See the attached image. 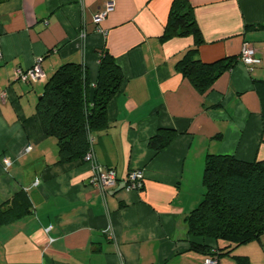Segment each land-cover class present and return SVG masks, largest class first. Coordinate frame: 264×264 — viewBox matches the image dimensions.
Listing matches in <instances>:
<instances>
[{"label": "crops", "instance_id": "crops-1", "mask_svg": "<svg viewBox=\"0 0 264 264\" xmlns=\"http://www.w3.org/2000/svg\"><path fill=\"white\" fill-rule=\"evenodd\" d=\"M172 2L0 0V264H202L185 218L202 199L206 156L264 160V0H179L202 38L196 57L235 59L204 93L176 68L195 37L163 36ZM108 3L113 9L96 24ZM243 45L261 59L252 71L239 60ZM103 50L124 79L107 104L106 127L91 133L95 160L117 175L104 193L89 182L88 162L59 161L57 140L36 115L45 81L64 63L86 69L91 95ZM39 56L44 80L14 78ZM167 129L170 142L150 148ZM134 169L144 174L139 190L124 188ZM219 264H264V234Z\"/></svg>", "mask_w": 264, "mask_h": 264}, {"label": "trees", "instance_id": "trees-1", "mask_svg": "<svg viewBox=\"0 0 264 264\" xmlns=\"http://www.w3.org/2000/svg\"><path fill=\"white\" fill-rule=\"evenodd\" d=\"M178 3L173 0L171 4L163 36L195 37L196 45L178 60L176 68L204 93L235 59L211 63L199 60V29L189 8ZM123 80L119 65L107 50L99 51L98 75L91 95L86 69L80 64L64 63L47 78L36 103V115L43 133L56 138L59 161L83 159L91 133L106 127L107 104L120 91ZM173 135V130H161L148 145L159 151ZM202 185L201 201L185 218L191 249L219 260L230 249L260 239L264 234V160L209 154L204 160ZM237 260L247 262L246 257Z\"/></svg>", "mask_w": 264, "mask_h": 264}, {"label": "built area", "instance_id": "built-area-1", "mask_svg": "<svg viewBox=\"0 0 264 264\" xmlns=\"http://www.w3.org/2000/svg\"><path fill=\"white\" fill-rule=\"evenodd\" d=\"M113 9V4L108 3L105 5L102 11L98 12L94 15L93 21L98 24L100 23L104 17L107 15L109 11ZM80 37H84V33H80ZM1 59V56H0ZM41 60L42 57H37L33 63V65L29 68L22 69L18 68L14 72V78L16 80H20L24 83L35 82L39 80H44L45 75L41 68ZM239 60L247 67L248 71H252L253 67L260 63L261 59L256 56V50L249 45H243L241 48V53L239 56ZM5 97V93H0V100H3ZM32 146L28 145L25 147V151H31ZM83 160L88 162L91 168V176L89 178V182L97 187L102 193H104L108 188L113 187L117 183V175L113 168H104L102 167L94 157L93 151V136H89V149L83 156ZM4 169H7L12 165V161L9 158H4L2 161ZM144 174L141 169H134L128 172L126 178L124 180V188L139 190L143 186ZM39 180H35L33 185L36 186L39 184ZM51 226L46 227L44 230L48 233L51 230ZM105 234L108 238H113V231L111 225H107L104 229ZM54 240L53 237L48 236L47 244H50ZM202 264H219V260L215 256H206L203 259Z\"/></svg>", "mask_w": 264, "mask_h": 264}]
</instances>
